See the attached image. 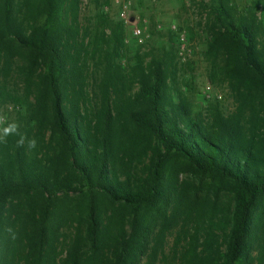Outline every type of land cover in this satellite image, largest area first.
<instances>
[{
    "label": "trees",
    "instance_id": "obj_1",
    "mask_svg": "<svg viewBox=\"0 0 264 264\" xmlns=\"http://www.w3.org/2000/svg\"><path fill=\"white\" fill-rule=\"evenodd\" d=\"M79 5L0 0V102L24 107L0 132V264H157L174 228L177 264H264V0L210 5L227 115L192 111L163 60L121 67V24L85 26ZM187 174L224 181L229 204L187 197Z\"/></svg>",
    "mask_w": 264,
    "mask_h": 264
},
{
    "label": "rangeland",
    "instance_id": "obj_2",
    "mask_svg": "<svg viewBox=\"0 0 264 264\" xmlns=\"http://www.w3.org/2000/svg\"><path fill=\"white\" fill-rule=\"evenodd\" d=\"M212 1L214 0H80L78 18L80 23L93 27L97 16L102 13L111 22L120 23L123 28L124 48L115 59L116 63L125 68L132 62L134 55L142 58L143 65L152 60H163L167 72L172 73L171 78L168 73L166 82L177 91L192 111L206 115V109L215 105L227 115L234 110L236 103L227 83L220 81L216 74L211 79L213 72L204 56L211 21L207 15ZM227 1L229 6L242 13L252 2ZM122 2L129 3L126 25L117 18V10ZM258 16L257 12L256 17ZM157 25H160V29L156 28ZM171 25L185 32V45L190 50V55L184 61L176 54L174 35L169 33ZM133 26L141 28V37L133 36ZM103 32L108 34L107 29H103ZM170 93L176 98L175 92ZM13 106L12 103L0 102V132L9 125H15L24 116L23 106ZM181 180L187 184V197L195 195L200 204L215 201L228 205L230 202L227 184L212 174L180 175L179 181ZM174 230L175 228L166 236L165 261L161 259L157 264H177L168 253L174 239ZM143 261L142 259L139 264H143Z\"/></svg>",
    "mask_w": 264,
    "mask_h": 264
},
{
    "label": "built area",
    "instance_id": "obj_3",
    "mask_svg": "<svg viewBox=\"0 0 264 264\" xmlns=\"http://www.w3.org/2000/svg\"><path fill=\"white\" fill-rule=\"evenodd\" d=\"M143 1V0H139ZM128 11H129V3L122 2L117 10V18L123 24H128ZM157 29H160V25L156 26ZM131 33L134 37H141L142 30L139 26H133ZM169 33L174 35V45L177 47L176 54L181 61H184L186 57H189L190 50L185 45V32L180 30L175 25H171L169 27ZM207 89V88H206ZM206 91V90H205Z\"/></svg>",
    "mask_w": 264,
    "mask_h": 264
},
{
    "label": "clouds",
    "instance_id": "obj_4",
    "mask_svg": "<svg viewBox=\"0 0 264 264\" xmlns=\"http://www.w3.org/2000/svg\"><path fill=\"white\" fill-rule=\"evenodd\" d=\"M16 130V126L15 125H9V127L4 129V135L7 136L8 134H10L11 132ZM20 144H23V138H21ZM29 147L30 148H35L36 147V141L35 140H31L29 141Z\"/></svg>",
    "mask_w": 264,
    "mask_h": 264
}]
</instances>
